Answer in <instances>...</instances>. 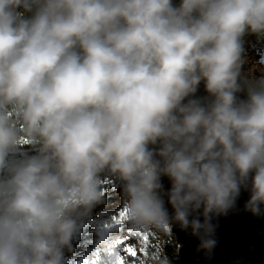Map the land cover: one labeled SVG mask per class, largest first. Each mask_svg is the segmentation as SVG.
Masks as SVG:
<instances>
[{
  "label": "clouds",
  "instance_id": "clouds-1",
  "mask_svg": "<svg viewBox=\"0 0 264 264\" xmlns=\"http://www.w3.org/2000/svg\"><path fill=\"white\" fill-rule=\"evenodd\" d=\"M248 35L264 40V0H0V264H66L105 181L129 232L174 221L209 253L242 188L259 216L264 70L244 72Z\"/></svg>",
  "mask_w": 264,
  "mask_h": 264
},
{
  "label": "water",
  "instance_id": "water-1",
  "mask_svg": "<svg viewBox=\"0 0 264 264\" xmlns=\"http://www.w3.org/2000/svg\"><path fill=\"white\" fill-rule=\"evenodd\" d=\"M179 5L180 0H173ZM197 97L207 96L203 83L199 86ZM240 99L246 98V93L238 94ZM164 193L171 188L167 177L162 178ZM165 205L169 214L173 209L164 195ZM250 199L249 190L241 189L236 206L227 215L214 216V239L216 246L211 253L200 249V240L193 236L191 229L182 230L174 221L172 233L177 245L179 264H264V206L259 216L245 209ZM201 222L203 217L201 216Z\"/></svg>",
  "mask_w": 264,
  "mask_h": 264
},
{
  "label": "rangeland",
  "instance_id": "rangeland-1",
  "mask_svg": "<svg viewBox=\"0 0 264 264\" xmlns=\"http://www.w3.org/2000/svg\"><path fill=\"white\" fill-rule=\"evenodd\" d=\"M245 56L247 62L244 64V72L250 76H260L261 71L264 70V46L261 47L260 51L246 50ZM24 141H27L26 138H22L21 145L25 144ZM27 143L31 142L27 141ZM108 182L107 185L104 184V203L93 210L91 218L85 223L78 237L74 239V252H66V264H109L108 258L113 261L117 255L124 257L128 264H132L134 260H138L139 264H166L163 259V250L164 245L171 242L173 237L171 229H165L161 232H148L151 235L147 247V256L141 253L143 245L136 237L129 238L126 244L136 249L137 258L130 257L126 252L122 251L123 245H118L115 250L109 252H103L99 247L98 241L102 231L99 224L110 223L112 216L122 208L123 204L120 183L118 181ZM127 223L118 230H107L109 239L117 243V241L128 235L129 226Z\"/></svg>",
  "mask_w": 264,
  "mask_h": 264
},
{
  "label": "snow or ice",
  "instance_id": "snow-or-ice-1",
  "mask_svg": "<svg viewBox=\"0 0 264 264\" xmlns=\"http://www.w3.org/2000/svg\"><path fill=\"white\" fill-rule=\"evenodd\" d=\"M27 143V141H24ZM109 182L105 181L104 184L107 185ZM128 221V210L126 208L120 209L115 215L112 216L111 222L105 225V228L107 230H118L122 228L125 223ZM150 233L146 231H141V232H129L128 235L124 236L122 239L117 241L116 246L114 247L113 250L116 249L118 245H123L122 251L126 252L130 257L137 258L138 253L134 247L131 245L126 244V241L129 238L136 237L138 238L143 247L141 249V253L144 256H147V247L149 245V237ZM112 264H128V262L125 261L124 257L117 255L115 260L112 261ZM132 264H139L138 260H134Z\"/></svg>",
  "mask_w": 264,
  "mask_h": 264
},
{
  "label": "trees",
  "instance_id": "trees-1",
  "mask_svg": "<svg viewBox=\"0 0 264 264\" xmlns=\"http://www.w3.org/2000/svg\"><path fill=\"white\" fill-rule=\"evenodd\" d=\"M262 46H264V40H258L254 35H248L244 38V47L246 50L260 51ZM20 146L23 147L22 151L34 154L30 149L31 143H25ZM163 259L166 264H179L177 245L173 237L171 242L164 245Z\"/></svg>",
  "mask_w": 264,
  "mask_h": 264
}]
</instances>
